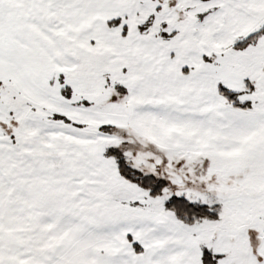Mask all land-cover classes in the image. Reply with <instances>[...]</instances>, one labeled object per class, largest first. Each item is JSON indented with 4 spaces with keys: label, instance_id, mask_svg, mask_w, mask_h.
<instances>
[{
    "label": "snow or ice",
    "instance_id": "1",
    "mask_svg": "<svg viewBox=\"0 0 264 264\" xmlns=\"http://www.w3.org/2000/svg\"><path fill=\"white\" fill-rule=\"evenodd\" d=\"M0 264H264V0H0Z\"/></svg>",
    "mask_w": 264,
    "mask_h": 264
}]
</instances>
